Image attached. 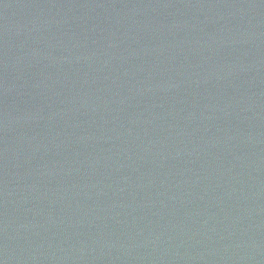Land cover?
<instances>
[{
    "label": "water",
    "instance_id": "95a60500",
    "mask_svg": "<svg viewBox=\"0 0 264 264\" xmlns=\"http://www.w3.org/2000/svg\"><path fill=\"white\" fill-rule=\"evenodd\" d=\"M0 264H264V0H0Z\"/></svg>",
    "mask_w": 264,
    "mask_h": 264
}]
</instances>
